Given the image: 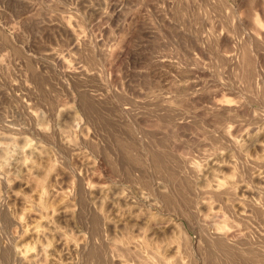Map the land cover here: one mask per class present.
I'll return each instance as SVG.
<instances>
[{
	"label": "rangeland",
	"instance_id": "rangeland-1",
	"mask_svg": "<svg viewBox=\"0 0 264 264\" xmlns=\"http://www.w3.org/2000/svg\"><path fill=\"white\" fill-rule=\"evenodd\" d=\"M263 92L264 0H0V264H264Z\"/></svg>",
	"mask_w": 264,
	"mask_h": 264
},
{
	"label": "bare ground",
	"instance_id": "bare-ground-1",
	"mask_svg": "<svg viewBox=\"0 0 264 264\" xmlns=\"http://www.w3.org/2000/svg\"><path fill=\"white\" fill-rule=\"evenodd\" d=\"M69 34V33H68ZM70 36H69V39L70 40H72L73 38H74V33H72L71 34V32H70V34H69ZM263 94H264V92H263ZM220 100V101H219ZM218 101L217 100H213L212 102H211V109L210 110H212V111H210L211 112V114L212 113H217V114H221V113H223V114H227V113H233L234 114V112L236 113V111H238V110H240L239 109V106L240 105H238V104H236V103H232L231 101H233V100H231L229 97H226L225 98V96L224 97H222V99H219ZM209 107V106H208ZM208 112H209V110H207ZM216 114V115H217ZM232 114V115H233ZM212 115H215V114H212ZM230 115V114H229ZM262 128H264V127H262ZM225 129V128H224ZM224 129H223V131H222V134L224 135V137H226L225 135V133L227 132V131H224ZM262 132V131H261ZM263 132H264V129H263ZM262 132V133H263ZM227 136H228V133H227ZM229 138H230V136H229ZM226 140H228L227 142H229V139L227 138ZM233 140H230V144H231V142H232ZM236 142V144H237V141H235ZM234 143V142H233ZM232 143V144H233ZM235 145V144H234ZM233 145V146H234ZM238 145V144H237ZM232 146V147H233ZM236 146V145H235ZM235 146L233 147V148H235ZM237 148H238V146H237ZM236 148V149H237ZM236 149H235V151H236ZM264 149V148H263ZM239 150V149H238ZM236 153H237V151H236ZM238 153H240V152H238ZM264 154V153H263ZM239 155V154H238ZM263 157H264V155H262ZM263 157H261V161L264 159ZM258 158H260V157H258ZM254 159V158H253ZM252 161V160H251ZM254 162H258V159L256 158L255 160H254ZM263 163H264V160H263ZM262 163V164H263ZM191 170L192 171H194V167H191ZM192 175V174H191ZM262 175V174H261ZM260 175V176H261ZM194 176V175H193ZM192 176V177H193ZM260 176H258L259 177V179H261V177ZM264 176V175H263ZM194 178H196V174H195V177ZM193 178V179H194ZM198 178V177H197ZM229 182H231V181H229ZM228 182V183H229ZM234 182V181H233ZM259 182H260V180H259ZM220 182H219V180H217V179H215V184H213V186L211 187V186H209V187H211V188H209V191H210V193H213L214 195L215 194H220L221 192L222 193H227V194H229V193H231L232 194V183H229L227 186H225V188L223 189L222 187H220ZM263 185V187H264V184H262ZM193 187V186H192ZM220 187V188H219ZM223 190H222V189ZM207 189V188H206ZM205 190V189H204ZM200 191H202L201 189H200ZM231 194H230V196H231ZM254 206H255V204H253ZM1 208V207H0ZM222 227V226H221ZM217 229H218V227H217ZM217 229H216V232H212V235H210L209 236V234H207V236L208 237H210V238H208V239H211L212 238V240H215V241H217L218 243H220V244H227V245H230V246H232V247H237V246H239V245H241L242 244V242H241V239H236V240H233L232 242H227V234H228V232H226V231H218L217 232ZM207 233V232H206ZM210 233V232H209ZM214 234V235H213ZM206 235V234H205Z\"/></svg>",
	"mask_w": 264,
	"mask_h": 264
}]
</instances>
